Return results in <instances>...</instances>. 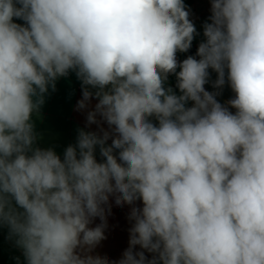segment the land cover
<instances>
[{
	"label": "clouds",
	"instance_id": "obj_1",
	"mask_svg": "<svg viewBox=\"0 0 264 264\" xmlns=\"http://www.w3.org/2000/svg\"><path fill=\"white\" fill-rule=\"evenodd\" d=\"M210 2L179 61L184 0H0V227L26 264H264V0ZM70 73L98 130L61 157L33 116ZM110 198L133 205L118 261L93 254Z\"/></svg>",
	"mask_w": 264,
	"mask_h": 264
},
{
	"label": "crops",
	"instance_id": "obj_2",
	"mask_svg": "<svg viewBox=\"0 0 264 264\" xmlns=\"http://www.w3.org/2000/svg\"><path fill=\"white\" fill-rule=\"evenodd\" d=\"M191 16L197 32V35L188 52L177 54V59L183 61L189 55L195 56L200 42L203 40L202 25L210 16L211 2L210 0H192L189 7ZM16 23L23 24L21 20H15ZM209 83L205 85L207 91H217L213 88L212 82L217 78V74L209 70ZM176 77L170 75L166 81V86H171L175 89ZM177 92L178 89H175ZM234 93L230 86L225 83L221 90V95L217 96V100L224 104L229 99L233 98ZM82 98L81 82L77 79L75 73H70L67 77H62L56 82V90L51 89L45 96V103L40 111L33 116L35 130L38 134L37 144L42 148H53L58 155L63 156L65 148L76 143V138L79 128H86L89 131H97L96 124L86 126L87 111L92 110L98 102L93 98L88 109L77 110V102ZM191 106V102L189 105ZM233 112L234 109H231ZM102 127L107 129V124L103 123ZM108 143H111L109 140ZM97 159L101 158L99 149L96 152ZM111 214L107 216V228L105 229L106 239L94 250L93 254L107 256L110 261H118L123 252L129 246V229L132 222L128 219V215L133 205L117 206L114 198H110ZM136 206H142L141 202L137 201ZM101 221L96 218L90 227H95ZM137 250L139 246H137ZM151 258V254L145 253ZM16 257H19L20 264H26L22 251L17 248L14 241L9 239L8 229L0 227V264H17Z\"/></svg>",
	"mask_w": 264,
	"mask_h": 264
},
{
	"label": "trees",
	"instance_id": "obj_3",
	"mask_svg": "<svg viewBox=\"0 0 264 264\" xmlns=\"http://www.w3.org/2000/svg\"><path fill=\"white\" fill-rule=\"evenodd\" d=\"M184 3H185V5H186L187 7H189V6L191 5V3H192V0H184ZM101 159H102V157L99 158V159H97V160L99 161V160H101Z\"/></svg>",
	"mask_w": 264,
	"mask_h": 264
}]
</instances>
